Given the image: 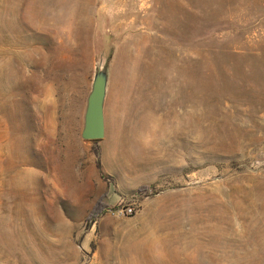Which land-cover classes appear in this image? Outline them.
I'll return each instance as SVG.
<instances>
[{"label": "rangeland", "instance_id": "374dc122", "mask_svg": "<svg viewBox=\"0 0 264 264\" xmlns=\"http://www.w3.org/2000/svg\"><path fill=\"white\" fill-rule=\"evenodd\" d=\"M0 264H264V0H0Z\"/></svg>", "mask_w": 264, "mask_h": 264}, {"label": "water", "instance_id": "95a60500", "mask_svg": "<svg viewBox=\"0 0 264 264\" xmlns=\"http://www.w3.org/2000/svg\"><path fill=\"white\" fill-rule=\"evenodd\" d=\"M108 75L103 67H98L84 113V123L81 137L85 141H98L105 136V100L107 93Z\"/></svg>", "mask_w": 264, "mask_h": 264}, {"label": "trees", "instance_id": "16d2710c", "mask_svg": "<svg viewBox=\"0 0 264 264\" xmlns=\"http://www.w3.org/2000/svg\"><path fill=\"white\" fill-rule=\"evenodd\" d=\"M149 188V186H142L140 188V190H145ZM106 196L104 195L103 198L97 203V205L95 206V208L92 211V216H96L97 214H99L106 206H107V202L104 199Z\"/></svg>", "mask_w": 264, "mask_h": 264}, {"label": "built area", "instance_id": "2783aa9c", "mask_svg": "<svg viewBox=\"0 0 264 264\" xmlns=\"http://www.w3.org/2000/svg\"><path fill=\"white\" fill-rule=\"evenodd\" d=\"M121 212H125L127 214H133L134 213V208L131 206L124 207L120 210Z\"/></svg>", "mask_w": 264, "mask_h": 264}]
</instances>
